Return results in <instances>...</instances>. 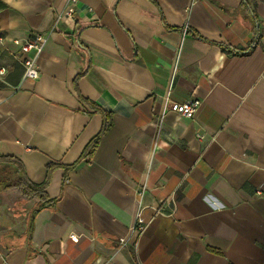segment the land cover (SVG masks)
I'll return each mask as SVG.
<instances>
[{
	"label": "crops",
	"instance_id": "crops-1",
	"mask_svg": "<svg viewBox=\"0 0 264 264\" xmlns=\"http://www.w3.org/2000/svg\"><path fill=\"white\" fill-rule=\"evenodd\" d=\"M23 2L0 0V156L38 185L57 165L54 204L29 235L37 202L0 163V264H264V0H79V37L65 0ZM32 33L37 80L13 42ZM83 100L113 121L90 161L104 118ZM195 100L194 119L164 113Z\"/></svg>",
	"mask_w": 264,
	"mask_h": 264
},
{
	"label": "built area",
	"instance_id": "built-area-1",
	"mask_svg": "<svg viewBox=\"0 0 264 264\" xmlns=\"http://www.w3.org/2000/svg\"><path fill=\"white\" fill-rule=\"evenodd\" d=\"M79 0H65V8L61 14L57 16V21L65 23L72 31H77V24L75 23V14L77 12ZM48 36L40 33H32L26 39L14 40V44L20 48V52L23 55V78L37 80L39 78L38 61L43 54L47 44ZM3 42V38L0 37V43ZM1 52V47H0ZM178 66L175 65L173 74L177 72ZM5 73V69L0 70V75ZM201 106V102L198 100L188 101L182 104L166 102L164 106V113L173 112L181 117L187 119H194L198 109ZM145 194V188L138 192L139 199L142 200ZM148 222L144 216V209L141 208L137 214L136 224L133 231L141 234L148 226ZM74 239L75 236H72ZM125 239L120 240L121 245H125Z\"/></svg>",
	"mask_w": 264,
	"mask_h": 264
},
{
	"label": "trees",
	"instance_id": "trees-1",
	"mask_svg": "<svg viewBox=\"0 0 264 264\" xmlns=\"http://www.w3.org/2000/svg\"><path fill=\"white\" fill-rule=\"evenodd\" d=\"M77 31L75 32V35L77 37L80 36V34L83 32L84 28L86 26H84L83 24H79L77 23ZM224 50H227V48L223 47ZM253 48L249 49L246 53H250L252 51ZM83 105L85 108V112H87L89 115L91 114H95V113H101L103 115L104 118V124H103V128L100 132V134L98 136H96L86 147L81 160L83 161H90L98 146L99 143L101 141V138L103 137V135L105 133H107V131H109V129L112 127L113 125V121H112V116L111 114H109L108 112L104 111L103 109H101L100 107H98L97 105L88 102L86 100H83ZM0 163H6L9 165H12L18 175V178L7 184L5 189H17L21 192V195L24 199H26L27 201H35L37 202V206L36 208L31 212L30 216H29V235L33 230V222H34V218L37 215V213H39L42 209L46 208L47 205H52L54 204L53 200H49L47 194H46V189L47 186L49 184V179H50V174L54 171V169L57 167V165L55 164H50L48 166V178L47 180L43 183V184H34L32 183L26 176V172L25 169L22 165L21 162H19L18 160L14 159V158H10V157H1L0 156ZM76 165V164H75ZM75 165L71 166V167H65V170L68 171L70 169H72Z\"/></svg>",
	"mask_w": 264,
	"mask_h": 264
},
{
	"label": "clouds",
	"instance_id": "clouds-1",
	"mask_svg": "<svg viewBox=\"0 0 264 264\" xmlns=\"http://www.w3.org/2000/svg\"><path fill=\"white\" fill-rule=\"evenodd\" d=\"M4 3L19 12H22L27 7L23 0H4Z\"/></svg>",
	"mask_w": 264,
	"mask_h": 264
},
{
	"label": "rangeland",
	"instance_id": "rangeland-1",
	"mask_svg": "<svg viewBox=\"0 0 264 264\" xmlns=\"http://www.w3.org/2000/svg\"><path fill=\"white\" fill-rule=\"evenodd\" d=\"M30 207H31V205L29 204V205H28V209H30ZM29 216H30V214H29ZM28 219H29V218H28Z\"/></svg>",
	"mask_w": 264,
	"mask_h": 264
}]
</instances>
